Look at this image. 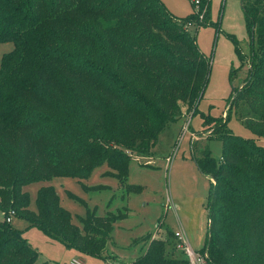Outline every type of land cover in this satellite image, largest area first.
Here are the masks:
<instances>
[{
    "label": "trees",
    "instance_id": "16d2710c",
    "mask_svg": "<svg viewBox=\"0 0 264 264\" xmlns=\"http://www.w3.org/2000/svg\"><path fill=\"white\" fill-rule=\"evenodd\" d=\"M199 4L177 19L160 0H0V43L14 45L0 62V210L67 249L103 258L114 224L128 217L125 206L104 216L87 211L78 226L51 186L39 189L36 211L24 188L53 177L86 180L106 165L121 200L135 190L127 184L131 152H150L167 123L195 115L206 90L209 62L186 29L207 23L210 0ZM242 10L248 77L225 116H201L221 142L219 161L207 152L195 161L211 181L202 248L209 264H264V148L227 127L238 105L246 112L237 120L264 137V0H245ZM22 232L0 221V264H38ZM128 264L187 261L153 239Z\"/></svg>",
    "mask_w": 264,
    "mask_h": 264
},
{
    "label": "rangeland",
    "instance_id": "374dc122",
    "mask_svg": "<svg viewBox=\"0 0 264 264\" xmlns=\"http://www.w3.org/2000/svg\"><path fill=\"white\" fill-rule=\"evenodd\" d=\"M160 1L177 19L194 13L190 0ZM244 1L210 0L207 23L186 25L198 50L209 62L206 90L195 115L184 111L179 119L167 123L150 152L144 155L131 152L127 184L134 186L135 190L129 191L124 200H121L122 187L116 178L104 175L110 171L106 165L96 168L86 180L53 177L49 182L32 183L24 188L30 200L29 209L36 211L39 189L51 186L60 206L78 226L79 219L85 218L87 211L95 210L98 216H104L108 211L115 212L125 206L128 213L125 220L114 224L111 239L102 252L104 259L80 255L35 227L26 229L23 220L13 217L10 224L23 231V238L38 254V264H69L75 257L83 264H128L143 254L153 239L164 241L167 252L182 259V252L176 249L172 234L167 233L178 231L184 232L191 247L199 250L207 231L211 181L199 172L195 161L203 158L205 152L217 161L221 155V142L215 141L211 133L213 124L210 129L203 127L201 116H225L233 99L230 95L235 96L234 92L243 87L248 77L250 39L242 10ZM202 19L203 12H200L199 20ZM13 47L12 42L0 43V62ZM245 112L236 105L228 129L235 136L254 139L264 148V137H257L237 120L238 114L245 115ZM98 186H106V189L90 191L85 188ZM113 195L115 197L107 208ZM8 213L0 210V221Z\"/></svg>",
    "mask_w": 264,
    "mask_h": 264
},
{
    "label": "built area",
    "instance_id": "2783aa9c",
    "mask_svg": "<svg viewBox=\"0 0 264 264\" xmlns=\"http://www.w3.org/2000/svg\"><path fill=\"white\" fill-rule=\"evenodd\" d=\"M190 1L194 4V10L195 12H197L199 10L200 5L199 0ZM14 216V211L11 210L6 216H4L3 221L7 224H10ZM173 238L175 241L176 249L182 252L184 258L187 261V264H209L207 253L205 251H202L201 249H193L184 232H174ZM69 264H83V262L79 258L75 257L69 261Z\"/></svg>",
    "mask_w": 264,
    "mask_h": 264
},
{
    "label": "crops",
    "instance_id": "0c3cea01",
    "mask_svg": "<svg viewBox=\"0 0 264 264\" xmlns=\"http://www.w3.org/2000/svg\"><path fill=\"white\" fill-rule=\"evenodd\" d=\"M207 225H208V222H207ZM24 227H25V226H24ZM24 227H23V228H24ZM172 234H173V233H172ZM205 235H206V232H205V234H204V236H203V238H202L201 246H200L199 249H201V248L203 247L204 240H205ZM173 240H174V239H173ZM189 243H190V242H189ZM133 260H134V259H133ZM133 260H132V261H133ZM132 261H131V262H132ZM129 263H130V262H129Z\"/></svg>",
    "mask_w": 264,
    "mask_h": 264
}]
</instances>
